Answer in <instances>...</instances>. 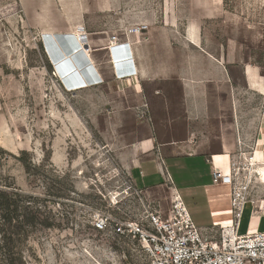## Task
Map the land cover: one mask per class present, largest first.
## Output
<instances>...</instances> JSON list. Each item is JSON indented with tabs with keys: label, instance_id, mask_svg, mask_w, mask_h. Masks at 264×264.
<instances>
[{
	"label": "rangeland",
	"instance_id": "obj_1",
	"mask_svg": "<svg viewBox=\"0 0 264 264\" xmlns=\"http://www.w3.org/2000/svg\"><path fill=\"white\" fill-rule=\"evenodd\" d=\"M100 1H106L108 9L101 8ZM173 2L164 0L167 13ZM161 3L0 0V189L35 198L30 208L39 210L41 222L49 224L23 233L17 250L24 264L143 263L135 245L127 241L119 247L107 234L95 232L91 223L95 213L118 219L166 211L169 205V184L144 197L133 190L142 186L138 171L133 174L136 187L130 183L128 189L127 168L131 143L153 134V126H162L167 117L173 124H183L176 122L179 113L165 112L153 98L159 89L173 105L177 86L140 83L135 97L127 90L119 95L116 86L105 81L112 73V36L135 38L141 57L136 36L140 24L133 26L137 22L133 18ZM178 4L184 29L191 25L202 49L218 55L219 48L222 52L229 44L264 75V0H179ZM77 28L91 39L107 40L100 44L107 51L99 52L103 49L99 45L89 47L103 84L71 91L50 59L42 32L64 35ZM208 89L212 94L213 87ZM165 165L194 225L218 231V226L212 227L205 191L192 188L208 177V166L199 159L165 161ZM251 184L256 193H264L256 176ZM223 193L231 208L229 226L239 225L246 234L264 231V194L256 201L245 200L237 211L231 187L225 186Z\"/></svg>",
	"mask_w": 264,
	"mask_h": 264
},
{
	"label": "crops",
	"instance_id": "obj_2",
	"mask_svg": "<svg viewBox=\"0 0 264 264\" xmlns=\"http://www.w3.org/2000/svg\"><path fill=\"white\" fill-rule=\"evenodd\" d=\"M171 1L175 2L168 13L161 0L155 10L135 14L133 19L137 22L133 26H145L139 34L136 32L141 57L135 38L130 40L122 34L118 41H110L109 51L122 52L127 59L126 66L118 67V71L112 67L111 76L105 81L116 86L119 95L127 90L135 97L140 83L177 86L173 105L169 95L159 89L154 91L153 98L160 101L165 112L179 113L181 118L176 122L183 124H173L167 117L162 126H153V134L131 143V163L127 168L131 184L136 187L133 174L138 171L142 186L136 188L144 197L149 191L168 184L171 186L167 187L168 194L179 195L165 161L203 160L208 166V179L193 184L192 188L205 191L212 227L225 228L230 224L231 208L223 193L225 186L212 183L211 173H227L234 153H248L260 146L264 149V75L258 67L249 65L238 49L233 52L229 44L222 52L219 48L218 55L202 49L197 32L191 25L184 29L181 23L183 10L179 8V0ZM122 28L124 33L127 26ZM83 37V47L91 49L99 45L103 47L99 52L107 51L100 46L107 40ZM210 48L208 45L207 49ZM88 56L92 68L89 80L93 81L92 85H102L104 76L96 68L94 57L90 53ZM209 86L213 87L212 94ZM258 193L259 197L264 194L261 190Z\"/></svg>",
	"mask_w": 264,
	"mask_h": 264
},
{
	"label": "built area",
	"instance_id": "obj_3",
	"mask_svg": "<svg viewBox=\"0 0 264 264\" xmlns=\"http://www.w3.org/2000/svg\"><path fill=\"white\" fill-rule=\"evenodd\" d=\"M144 29L145 26H138L136 30ZM111 40L118 41L115 36ZM253 157V150L234 153L228 173H211L212 183L230 184L235 209L245 200L260 198L251 184ZM130 183L129 180L128 189H132ZM91 225L95 232L107 234L119 247L127 241L135 245L142 264H264V231L238 236L235 226L230 234L223 228L212 231L197 227L178 194L170 196L166 211L150 210L144 216L118 219L95 213Z\"/></svg>",
	"mask_w": 264,
	"mask_h": 264
},
{
	"label": "bare ground",
	"instance_id": "obj_4",
	"mask_svg": "<svg viewBox=\"0 0 264 264\" xmlns=\"http://www.w3.org/2000/svg\"><path fill=\"white\" fill-rule=\"evenodd\" d=\"M99 6H101V8L103 9H108V4L106 1H100ZM83 8L85 7L83 6ZM77 30L78 28L75 29L74 32H69L64 35H55V36H51L50 35L51 33L49 34L45 31L42 32L44 35L43 37L46 43V49L50 56V59L54 63V66L56 68V71L59 77L61 78L65 86L71 91L82 89L83 87L86 88L91 84V82H93L91 79L89 80L90 78L89 76H91V72H92V68L90 67L89 60H88L90 49L87 50V48L83 47L85 42L82 37L85 34L83 33V31L77 32ZM79 31L81 30L79 29ZM137 33L139 34L138 31ZM51 41H52V44L50 43ZM73 45L77 46V48L79 49V52L77 48H74L70 52L69 49ZM57 50H59V52L62 53L61 55L63 56L55 60L56 57L58 56ZM109 52H110L109 53L110 62L113 67V70L116 69L118 71V67L126 66L125 65L126 63L124 62L126 61L127 56H125L124 53L119 52L121 57L117 58V53L115 54L114 50L111 49V51ZM84 53H86L87 55H85ZM82 61L85 62L86 64H82L81 63ZM118 61H120V63ZM70 71H74V72L70 73ZM86 84H89V85H86ZM253 168L255 170L253 172L254 176H256L260 184H264V149H262L261 146L259 148H256V150H254ZM222 173L226 174L224 172ZM251 180H252V177H251ZM214 183L217 185H221V186L231 187L230 184L228 183H223V182H214ZM233 227H234L233 225H230L223 229L226 231V233L230 234V230ZM234 232L238 236L246 234V231L240 230L239 225L234 227Z\"/></svg>",
	"mask_w": 264,
	"mask_h": 264
},
{
	"label": "trees",
	"instance_id": "obj_5",
	"mask_svg": "<svg viewBox=\"0 0 264 264\" xmlns=\"http://www.w3.org/2000/svg\"><path fill=\"white\" fill-rule=\"evenodd\" d=\"M34 201L35 198L23 197L15 192L6 193L0 189V264H24L17 250L23 233L36 225H49L41 222L39 210L30 208V203Z\"/></svg>",
	"mask_w": 264,
	"mask_h": 264
},
{
	"label": "water",
	"instance_id": "obj_6",
	"mask_svg": "<svg viewBox=\"0 0 264 264\" xmlns=\"http://www.w3.org/2000/svg\"><path fill=\"white\" fill-rule=\"evenodd\" d=\"M51 43V42H50ZM52 44V43H51ZM74 48H77V46L76 45H73L69 50H70V52L74 49ZM78 49V48H77ZM78 52H79V49H78ZM116 53H117V58L118 57H121V55L119 54V52L118 51H116ZM115 53V54H116ZM61 53L59 52V50H57V57H56V59L55 60H57V58H60L61 57V55H60ZM82 64H84V62L82 61L81 62ZM67 64V63H66ZM68 65V64H67ZM69 66V65H68ZM70 70H72V69H70ZM72 72H74V71H70V73H72Z\"/></svg>",
	"mask_w": 264,
	"mask_h": 264
}]
</instances>
